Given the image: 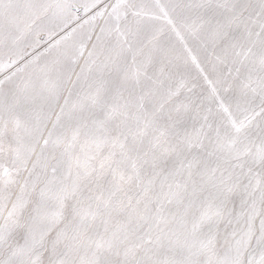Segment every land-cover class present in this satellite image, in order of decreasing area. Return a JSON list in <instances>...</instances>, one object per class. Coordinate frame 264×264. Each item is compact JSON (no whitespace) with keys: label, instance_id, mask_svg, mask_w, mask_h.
I'll return each mask as SVG.
<instances>
[{"label":"snow or ice","instance_id":"obj_1","mask_svg":"<svg viewBox=\"0 0 264 264\" xmlns=\"http://www.w3.org/2000/svg\"><path fill=\"white\" fill-rule=\"evenodd\" d=\"M0 264H264V0H0Z\"/></svg>","mask_w":264,"mask_h":264}]
</instances>
